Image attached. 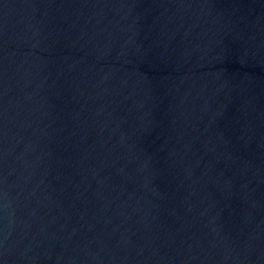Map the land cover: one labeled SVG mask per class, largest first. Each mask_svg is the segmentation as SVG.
<instances>
[{"label": "water", "instance_id": "95a60500", "mask_svg": "<svg viewBox=\"0 0 264 264\" xmlns=\"http://www.w3.org/2000/svg\"><path fill=\"white\" fill-rule=\"evenodd\" d=\"M0 264H264V0H0Z\"/></svg>", "mask_w": 264, "mask_h": 264}]
</instances>
